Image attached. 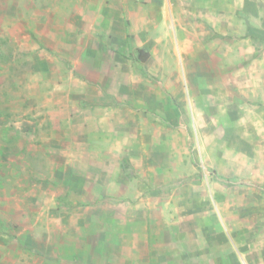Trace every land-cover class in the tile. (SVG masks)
<instances>
[{
	"label": "rangeland",
	"instance_id": "1",
	"mask_svg": "<svg viewBox=\"0 0 264 264\" xmlns=\"http://www.w3.org/2000/svg\"><path fill=\"white\" fill-rule=\"evenodd\" d=\"M251 13L264 37V0H0V264H264V90L183 75V30L194 66Z\"/></svg>",
	"mask_w": 264,
	"mask_h": 264
},
{
	"label": "crops",
	"instance_id": "2",
	"mask_svg": "<svg viewBox=\"0 0 264 264\" xmlns=\"http://www.w3.org/2000/svg\"><path fill=\"white\" fill-rule=\"evenodd\" d=\"M255 14L256 13L250 14V23L252 25L249 26L247 32H242L245 36L235 34L231 31L230 27L226 26V24H222V27H218L214 31L210 29L206 30L205 35L208 37L206 38V42H203V38L200 43L198 41L200 37L198 36L195 53H192V57L195 59L194 66L192 64L191 52L189 50L190 36L183 30V75L185 81L191 84L214 83L217 82L215 77L218 73L221 76L220 79H218V82L222 83L225 82L227 74H230L229 70L227 71L225 68L229 67L230 63L236 65L239 64V66H236L239 69L233 71L231 75L237 76L238 80H240V85H250L248 91H252L254 95L258 96L260 92L264 90V44L261 43V39L264 37L261 36V30L259 29V22L262 20V17L259 16V18H256ZM212 19L217 20L215 17ZM256 19H258L259 22H257ZM189 59H191V61H189ZM221 86L225 87L223 84ZM239 89L243 90L244 87H239ZM29 122L34 123V121L30 120ZM69 123L72 124L69 128H72L73 142L76 144L79 141H82V143L86 145L85 147H88L90 141L89 138H87V135L80 138V135H77L75 130V120L69 119ZM85 128H87V125H85ZM53 139L54 138L49 140L48 146L55 145ZM77 139L78 142L74 141ZM70 143L71 142H69L68 145L73 147L74 145ZM74 167L75 166L72 167L70 164H66L64 169L67 171L76 170ZM86 177L83 176V179H87ZM104 189L105 186H100L99 192H104ZM66 191L68 192L67 201L72 205L77 203L76 196H78V200H80L81 195L87 193L86 186H80L79 188L76 186L72 188L69 187Z\"/></svg>",
	"mask_w": 264,
	"mask_h": 264
},
{
	"label": "trees",
	"instance_id": "3",
	"mask_svg": "<svg viewBox=\"0 0 264 264\" xmlns=\"http://www.w3.org/2000/svg\"><path fill=\"white\" fill-rule=\"evenodd\" d=\"M136 55H137L139 62L143 64L149 58L150 53L144 47H137ZM120 163H121L122 169L125 171V174L128 177H132L134 175L133 174L134 167H133L131 159L129 158L127 154L122 156ZM213 174L215 175L217 179H222V180L227 181L229 185H242V184L253 185V184H250V182L246 179H242L240 177L229 178V177H226V176H223L217 173L215 170H213ZM254 186L258 187L262 192H264V186L259 185V184H254Z\"/></svg>",
	"mask_w": 264,
	"mask_h": 264
}]
</instances>
